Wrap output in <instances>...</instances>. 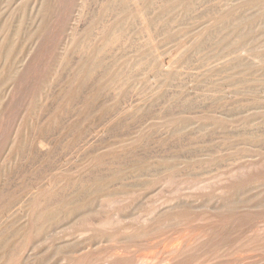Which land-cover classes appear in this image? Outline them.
Returning <instances> with one entry per match:
<instances>
[{
	"label": "rangeland",
	"instance_id": "1",
	"mask_svg": "<svg viewBox=\"0 0 264 264\" xmlns=\"http://www.w3.org/2000/svg\"><path fill=\"white\" fill-rule=\"evenodd\" d=\"M0 264H264V0H0Z\"/></svg>",
	"mask_w": 264,
	"mask_h": 264
}]
</instances>
